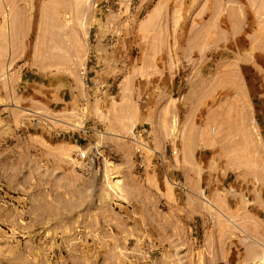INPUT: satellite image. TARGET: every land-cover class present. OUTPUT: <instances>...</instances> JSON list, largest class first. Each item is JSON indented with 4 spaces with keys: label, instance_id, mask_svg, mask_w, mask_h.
<instances>
[{
    "label": "rangeland",
    "instance_id": "obj_1",
    "mask_svg": "<svg viewBox=\"0 0 264 264\" xmlns=\"http://www.w3.org/2000/svg\"><path fill=\"white\" fill-rule=\"evenodd\" d=\"M261 108L264 0H0V264H257Z\"/></svg>",
    "mask_w": 264,
    "mask_h": 264
},
{
    "label": "built area",
    "instance_id": "obj_2",
    "mask_svg": "<svg viewBox=\"0 0 264 264\" xmlns=\"http://www.w3.org/2000/svg\"><path fill=\"white\" fill-rule=\"evenodd\" d=\"M138 133L134 132V139L138 142V146L136 147V152L141 154L143 153V148H145V143L140 140V138H143L144 132H139L136 130ZM144 131V130H143ZM80 159L82 162H89L92 160L91 152L88 149L83 150L80 153ZM258 264H264V255L263 259L259 260Z\"/></svg>",
    "mask_w": 264,
    "mask_h": 264
},
{
    "label": "crops",
    "instance_id": "obj_3",
    "mask_svg": "<svg viewBox=\"0 0 264 264\" xmlns=\"http://www.w3.org/2000/svg\"><path fill=\"white\" fill-rule=\"evenodd\" d=\"M263 111H264V109L261 108V109L259 110V114H258V115H259V118L262 120L261 123H259V124H260L262 130L264 131V115L261 114V113H263ZM230 221L232 222V224L238 226L235 222L232 221V219H230ZM261 243H262V242H261ZM261 243H260V244H261ZM262 245H263V247H264V244H263V243H262ZM258 250H259V249H258ZM263 255H264V254H262L260 257L258 256L259 258H258V260H257V264H258L259 260H262V259H263Z\"/></svg>",
    "mask_w": 264,
    "mask_h": 264
},
{
    "label": "bare ground",
    "instance_id": "obj_4",
    "mask_svg": "<svg viewBox=\"0 0 264 264\" xmlns=\"http://www.w3.org/2000/svg\"><path fill=\"white\" fill-rule=\"evenodd\" d=\"M145 147H146V144H145ZM117 184V183H116Z\"/></svg>",
    "mask_w": 264,
    "mask_h": 264
}]
</instances>
